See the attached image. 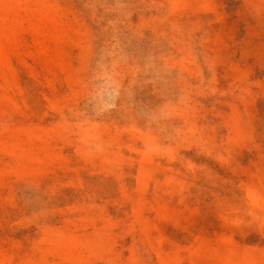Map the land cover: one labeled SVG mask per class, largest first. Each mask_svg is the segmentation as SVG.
<instances>
[{"label":"rangeland","instance_id":"rangeland-1","mask_svg":"<svg viewBox=\"0 0 264 264\" xmlns=\"http://www.w3.org/2000/svg\"><path fill=\"white\" fill-rule=\"evenodd\" d=\"M0 264H264V0H0Z\"/></svg>","mask_w":264,"mask_h":264}]
</instances>
